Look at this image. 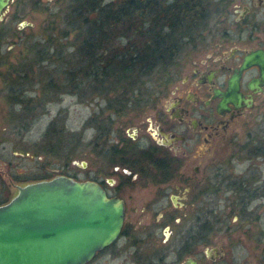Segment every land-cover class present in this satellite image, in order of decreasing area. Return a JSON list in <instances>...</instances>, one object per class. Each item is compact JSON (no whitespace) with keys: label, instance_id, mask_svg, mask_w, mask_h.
Segmentation results:
<instances>
[{"label":"flooded vegetation","instance_id":"flooded-vegetation-1","mask_svg":"<svg viewBox=\"0 0 264 264\" xmlns=\"http://www.w3.org/2000/svg\"><path fill=\"white\" fill-rule=\"evenodd\" d=\"M215 1L205 53L92 122L84 180L124 216L85 264H264V0Z\"/></svg>","mask_w":264,"mask_h":264},{"label":"trees","instance_id":"trees-1","mask_svg":"<svg viewBox=\"0 0 264 264\" xmlns=\"http://www.w3.org/2000/svg\"><path fill=\"white\" fill-rule=\"evenodd\" d=\"M60 3L55 14L57 21L52 20L38 40L29 41L27 52L36 56L28 57L27 53L22 57L24 63L17 75L25 79L23 82L29 75H45V85L57 89L65 88L68 82L71 87L68 92L79 101L87 102L93 95H101L107 98L108 108H122L129 97L137 102L146 98L145 79L153 74H160L156 77L160 81L157 88L162 86L181 54L206 38L205 30L218 15L220 5L215 0H60ZM2 26L0 42L5 36L10 37ZM54 75L63 76V84L56 83L51 78ZM108 93L118 95L104 96ZM20 102L15 101L18 105ZM31 103L36 105L33 98H28L24 106ZM42 178L50 176L35 180Z\"/></svg>","mask_w":264,"mask_h":264},{"label":"rangeland","instance_id":"rangeland-1","mask_svg":"<svg viewBox=\"0 0 264 264\" xmlns=\"http://www.w3.org/2000/svg\"><path fill=\"white\" fill-rule=\"evenodd\" d=\"M60 4V0H40L35 5L32 0H11L0 19L3 21L0 25H3L4 32L10 35L0 42V75L5 77L4 81L0 79V169L5 170L7 178V185L5 181H1L4 183L0 188L1 203L8 201L17 192L16 184L22 185L48 174L50 177L65 174L74 175L78 180L86 179V172L94 168L96 161L97 147L91 141L96 133L93 125L97 122L100 108L105 114L112 111L106 109L107 98L101 95L95 94L87 102L79 101L77 96L68 92L71 88L68 82L64 85L65 88L57 89L45 85V75H29L25 82V79L17 75L21 69L19 67L24 63V56L28 53L29 41L38 40L43 36L45 28L51 25V21H57L55 14ZM21 20L30 21L33 25L18 28ZM213 20L205 30L206 38L181 54L179 60L200 57L209 49V28L217 26L212 25ZM29 56L36 54L28 53ZM47 64L50 65V61ZM53 64L52 62L51 66L55 67ZM159 75L153 74V77L145 79L146 95L152 96L155 89H158L160 81L156 77ZM51 78L56 83L63 81V76L60 75ZM11 79L17 81V85ZM111 95L113 94H104L109 97ZM37 96H42L39 99L43 100L41 104L36 103ZM28 98H33L36 105L31 103V106H24V101ZM17 99L21 100L20 105L15 103ZM25 112L29 115H25ZM131 112L136 113L134 110ZM52 121L54 124L49 132ZM24 123L27 125H23ZM83 162L88 169L82 168Z\"/></svg>","mask_w":264,"mask_h":264},{"label":"water","instance_id":"water-1","mask_svg":"<svg viewBox=\"0 0 264 264\" xmlns=\"http://www.w3.org/2000/svg\"><path fill=\"white\" fill-rule=\"evenodd\" d=\"M10 2L0 0V19ZM15 187L0 204V264H85L120 234L122 201L95 181L56 174Z\"/></svg>","mask_w":264,"mask_h":264}]
</instances>
